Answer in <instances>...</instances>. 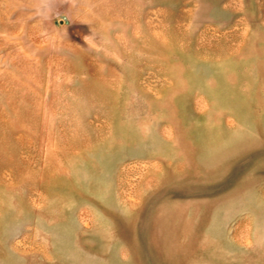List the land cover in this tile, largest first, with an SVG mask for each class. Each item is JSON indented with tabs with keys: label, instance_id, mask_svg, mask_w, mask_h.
<instances>
[{
	"label": "rangeland",
	"instance_id": "rangeland-1",
	"mask_svg": "<svg viewBox=\"0 0 264 264\" xmlns=\"http://www.w3.org/2000/svg\"><path fill=\"white\" fill-rule=\"evenodd\" d=\"M0 264H264V0H0Z\"/></svg>",
	"mask_w": 264,
	"mask_h": 264
}]
</instances>
